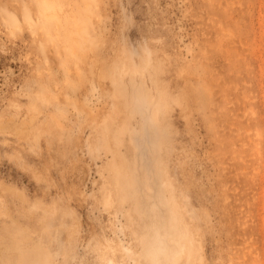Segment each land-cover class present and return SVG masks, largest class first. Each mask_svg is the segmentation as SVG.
I'll return each mask as SVG.
<instances>
[{
  "label": "rangeland",
  "instance_id": "1",
  "mask_svg": "<svg viewBox=\"0 0 264 264\" xmlns=\"http://www.w3.org/2000/svg\"><path fill=\"white\" fill-rule=\"evenodd\" d=\"M122 160L158 162L198 264H264V0H0V255L145 264Z\"/></svg>",
  "mask_w": 264,
  "mask_h": 264
},
{
  "label": "bare ground",
  "instance_id": "2",
  "mask_svg": "<svg viewBox=\"0 0 264 264\" xmlns=\"http://www.w3.org/2000/svg\"><path fill=\"white\" fill-rule=\"evenodd\" d=\"M150 98V94L145 89H139L130 111L131 113L137 111L141 117L149 120V123L147 121L145 123L146 127L143 126L141 130L146 133H150L151 131L152 139L149 140L146 137V143L148 146L152 145L149 151L153 153L160 148L161 141L158 134L159 120L157 115L153 113L148 118L145 115L150 107ZM127 125L128 122L124 120L122 126L115 130L116 133H121V130ZM102 130L103 139L107 145V137L111 128H109L105 121L102 125ZM132 133L136 136V133L138 134L139 132L134 130ZM147 136L149 137V135ZM130 138L133 139V136ZM117 144H119V141H117ZM134 147H138L137 141ZM139 157L143 158L140 154ZM152 163L155 164V168L152 167ZM135 165L132 167L131 172H127V164L122 160L120 164L117 162L113 164V170L116 174V182L120 190L123 191L119 195L120 202L124 201L127 197L124 191L125 188H131L133 195H135L134 199L140 218L138 225L140 229L139 244L141 249L138 254L145 258V264H157L160 254L163 255L164 264H180L181 259H184V264H198L201 260L200 244L184 217L179 201L168 187V181L162 175L158 162H151V166L140 163L142 170H140L141 172H139L138 176L132 174L133 169L138 170L137 161ZM151 174L156 175V180L153 179ZM138 177L140 181H138ZM120 178L123 180L122 182L119 181ZM124 183H126L127 187H125ZM107 201H110V199L105 200V203ZM134 256H137V253H132L131 257H133L134 264H138V260ZM0 259L2 264H10L12 261L11 254L7 252L2 253ZM39 259L46 260L47 256L40 251L39 247L33 245L25 250H20L16 264H40ZM111 261L109 260L108 264H113Z\"/></svg>",
  "mask_w": 264,
  "mask_h": 264
}]
</instances>
